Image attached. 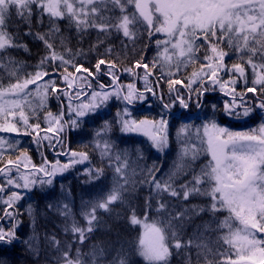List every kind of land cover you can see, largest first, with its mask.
Returning a JSON list of instances; mask_svg holds the SVG:
<instances>
[{
  "label": "snow or ice",
  "instance_id": "snow-or-ice-1",
  "mask_svg": "<svg viewBox=\"0 0 264 264\" xmlns=\"http://www.w3.org/2000/svg\"><path fill=\"white\" fill-rule=\"evenodd\" d=\"M129 6L134 11H130ZM116 9L119 15L114 20L106 13ZM36 14L49 18L48 33L35 36L43 41L48 54L36 65L37 70L23 79L17 75L18 70L9 71V76L16 77L15 83L5 85L0 78V134L30 136L37 150L47 141V147L57 156L68 159L66 163L59 159L50 162L41 152L42 163L36 165L29 150L23 148L15 159L3 162L0 167L3 178L0 182V211L3 212L0 250L11 248L20 240L16 205L26 192L37 185H52L57 175L86 161L90 163V153L71 149L64 142L65 134L80 128L87 120L102 119L104 110L116 101L122 108H117L114 123L119 125L121 133L146 136L151 147L160 153L169 147L170 123L180 122L177 139L181 148L167 179L157 178L160 169L153 163L140 169L149 178L141 183H149L158 197L163 193L181 201L196 196L210 197L207 206L191 205L174 216L169 214L152 224H144L146 232L139 241V255L148 264H169L168 241L171 239L177 250L197 248V261L203 255L207 264H218L217 257L219 264H264V235H261L264 234V0H0V68L18 64L8 55L9 49L27 51L26 45L16 42L5 30L7 21L15 16L30 25ZM65 19L79 36L91 29L105 36L112 31L122 33L127 41H121L125 52L129 43L135 45L141 26H146L144 30L149 40L154 34H162L164 39L155 40L156 53L151 61L144 54L149 47L145 45L139 59L121 66L119 55L110 58L114 49L109 46L89 68L75 59L83 53L72 54L68 49L66 56L58 53L50 42V36L60 33L58 21ZM31 34L30 31L25 33ZM102 43L98 37L93 50H98ZM232 56L235 60L229 65L226 57ZM197 64L199 67L190 75H182L188 66ZM70 68L74 71H69ZM248 69L252 74L250 84ZM137 70H142L143 74ZM124 74L131 77L127 83L123 81ZM101 77H108L110 83H104ZM138 82H143V89L138 88ZM241 83L243 87L238 90ZM165 84L167 95L163 91ZM30 85L35 86L34 89H30ZM217 89L227 98L223 99L224 116L236 121L258 117L259 125L247 131L221 126L217 120L220 105L205 101V96ZM50 94L61 102L59 113L46 110ZM149 94L158 101L159 118H133L130 106L148 102ZM193 101L197 110L204 113L203 123L195 126V139L190 115ZM40 111H44L43 121L47 127H42ZM113 126V121L105 119L94 131L91 144L84 145L98 152L102 163L108 160L114 176L106 198L93 202L91 210L83 213L87 228L79 227L75 221L71 225V232L79 235L81 244L99 221L97 209L110 211V205L122 201L129 185L136 183L137 172L129 163L128 150L117 149L109 135ZM20 147V139L0 135V161L6 153L11 156ZM137 154L142 158L139 149ZM204 154L210 159L197 171L194 165ZM13 170L16 175L12 174ZM85 172L90 178L99 179L104 168H86ZM181 177L184 182L176 186ZM160 209L166 210L167 205L160 203L157 211ZM57 211L65 217L71 214L67 204L63 208L57 206ZM224 211L229 215L219 222L218 228L227 229L221 239L234 252H225L219 246L214 251L207 242L197 243L204 235L199 229L187 241L182 238L189 213L209 212L213 217L210 223H214L217 214ZM29 214H32L31 206ZM5 220L8 225L2 223ZM131 223L142 222L133 215ZM204 227L207 230L210 224ZM24 243L35 251L31 240ZM55 243L57 252L62 253L57 256L58 264H85L79 248L72 257L71 245L62 250L59 242ZM91 255L92 264H97L96 253ZM0 264L7 261L0 258ZM111 264H117V258ZM118 264H129L126 253H118Z\"/></svg>",
  "mask_w": 264,
  "mask_h": 264
},
{
  "label": "trees",
  "instance_id": "trees-1",
  "mask_svg": "<svg viewBox=\"0 0 264 264\" xmlns=\"http://www.w3.org/2000/svg\"><path fill=\"white\" fill-rule=\"evenodd\" d=\"M129 10L134 11L131 6H129ZM106 14L111 15L115 20V17L119 15V10L116 9L115 12ZM58 24L60 33L50 36V42L54 44L55 50L66 56L68 55V49L71 50L72 54L83 53L82 55L75 56V59L89 68L93 67L96 60L101 58L100 54L105 53L109 46L114 49L113 53L110 54V58L119 55L121 66H127L135 59H139V53L144 50L145 45H149V47L144 51V54L151 61L156 53L155 40L164 39L162 34H154L151 40H149L148 34L144 30L146 26H141L135 45L129 43L125 52L121 41L124 40L125 43L127 41L122 33L112 31L110 35L105 36L102 33H98L95 29H91L83 36H79L76 33L75 27L69 26L67 19L58 21ZM49 28V18L46 15L42 18L39 14L34 15L30 25L15 16L7 21L5 30L16 39V42L26 45L27 51L24 48L8 50V55L14 61H17L18 64L12 65L8 69L0 68V78H2V82L5 85L16 82V77L9 76V71L11 70H18L17 75L21 79L28 73H33L37 70L36 65L40 63L42 57L48 54V50L45 48L43 41L36 39L35 36L40 33H48ZM29 31L32 34L25 35ZM98 37L103 43L99 45L98 50H93V45L98 44ZM62 40L63 43L61 42ZM133 48H135V52H133ZM234 60L235 56L231 58L226 57L229 65ZM198 67V64L196 66L190 65L182 75H190L194 68ZM49 70L51 71V69ZM60 71H63V69ZM69 71H74V69L70 68ZM137 71L143 74L142 70ZM247 75L250 84L252 78L250 69L247 70ZM101 80L104 83H110L108 77H101ZM130 80L131 77L124 74V83ZM137 86L143 89V82H138ZM34 87L33 85L29 86L30 89H34ZM242 87L241 83L238 90H241ZM163 91L167 95L166 84ZM248 95L251 96L252 94L249 93ZM223 99L227 98L222 97V93L218 89L215 93H209L205 96L206 102H214L220 105L221 111L217 115V120L221 126H226L233 131H247L259 125L260 119L258 117L246 121H236L224 116L222 111ZM60 103V101L56 100L55 96L50 94L46 110L59 113ZM64 103L66 109V101ZM118 107L122 108V105H119L116 101L111 102L110 106L104 110L102 119L87 120L80 128L69 130L65 134L64 142L70 145L71 149L88 151L90 153V163L86 161L84 164H78L69 171L57 175L52 185H45L43 187L37 185L23 195V198L16 205L19 213L17 216V220L19 221L17 232L20 240L13 247L0 250V258L5 259L7 264H58L57 256L62 253L57 252V244L55 243L57 241L59 242L58 246L62 250L67 249L71 245L70 254L72 257L76 256V249L79 248L85 264H92V253H96L97 264H111L114 258H117L118 264V253H126L129 264H148L137 251L141 236V223L133 225L131 223L133 215L141 222L144 221L152 224L161 218L168 217L169 214L174 216L185 207L190 208L191 205L207 206L210 204V197L204 196L192 197L188 201H181L170 197L167 193H163L158 197L153 192L152 186L149 183H141V181L149 178L145 174H142L140 169L144 168L145 165L150 167L153 163L160 169L156 174L157 178L167 179V174L170 172L177 153L181 148V143L177 139V129L180 127V122L173 121L170 123L168 129L169 147L165 149L164 153H160L151 147V142L146 136L140 133H121L119 125L114 123ZM130 110L132 117L135 119L159 118L160 108L158 101L154 100L150 94L148 95V102H137L135 105L130 106ZM190 115L191 123L193 124L191 129L192 138L195 139V126L203 123L204 113L197 110L194 101L190 106ZM43 117L44 111H40L39 120L42 127H47L44 124ZM105 119L113 121L114 126L109 135L115 142L117 149H127L129 152V163L137 172V175L134 177L136 183L134 186L129 185L128 191L124 194L122 201H117L110 205V211L97 209L99 221L94 230L91 233H87V238L81 244L79 235L72 233L70 230L73 221L79 227L86 229L88 224L83 213L91 210L93 202L98 201L102 197L106 198L113 186L114 169L108 166V160L105 159L102 163L98 152L93 151L92 147L87 149L84 147V145L91 144L94 131L100 128ZM32 122L35 121L33 120ZM0 135H8L21 140L20 149L12 153L11 156L6 153L3 161H0V167L9 158L15 159V156L19 155V151L23 148L29 150L32 162L36 165L42 163L41 152H43L50 162H55L57 159L60 161L68 159L66 156H57L56 152L47 147V141H44V147L37 150V146L32 142L30 136L17 137L15 134ZM137 149L143 154L142 158L138 156ZM209 159L210 157L206 154L202 155L194 165L196 170L198 171L200 166L206 164ZM101 167L104 168V174L99 179L90 178L85 172L86 168L96 169ZM21 171H23V168H21ZM129 171H131V168ZM12 174L16 175L15 170H13ZM188 178L190 179V174ZM0 182H3L2 177H0ZM183 182L184 177H181L176 181V186ZM14 190L25 191L23 189ZM160 203H165L167 209H160L158 212L157 209ZM65 204L69 206L71 213L68 217L61 215L57 211V206L63 208ZM50 205L52 207H49ZM29 206L32 209L31 215L29 214ZM0 215H3L2 211H0ZM228 215L226 211L218 213L215 217V222L210 223L213 221V217L209 212H202L199 215L189 213V219L184 223L182 238L187 241L199 229V232L204 235L197 243L201 241L207 242L214 251L219 246L225 252H234L230 246L223 244V240L221 239L227 229L218 228L219 222L224 220ZM2 223L8 225L7 220ZM206 224H210L207 230L204 227ZM66 227L69 228L67 232L65 231ZM26 240H31L35 251H31L29 246L24 243ZM168 242L171 252L169 264H189V261H191V264H207L203 255L197 261V252L199 250L194 246L190 250H177L173 246L174 240L169 239ZM208 258L211 259L212 257L209 256ZM233 258L235 257L233 256ZM216 259L219 264L220 258L217 257Z\"/></svg>",
  "mask_w": 264,
  "mask_h": 264
},
{
  "label": "rangeland",
  "instance_id": "rangeland-1",
  "mask_svg": "<svg viewBox=\"0 0 264 264\" xmlns=\"http://www.w3.org/2000/svg\"><path fill=\"white\" fill-rule=\"evenodd\" d=\"M66 162H67V160L61 161V163H66ZM59 175H60V174H59ZM144 224H149V223L144 222V221L141 223V236L144 235L145 232H146V229H145V227H144ZM141 236H140V238H141ZM139 241H140V240H139Z\"/></svg>",
  "mask_w": 264,
  "mask_h": 264
}]
</instances>
